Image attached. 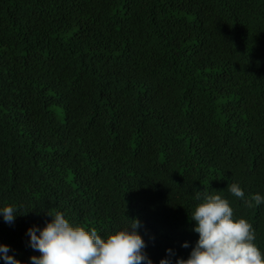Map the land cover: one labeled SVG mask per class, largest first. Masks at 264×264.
Masks as SVG:
<instances>
[{"label": "trees", "instance_id": "obj_1", "mask_svg": "<svg viewBox=\"0 0 264 264\" xmlns=\"http://www.w3.org/2000/svg\"><path fill=\"white\" fill-rule=\"evenodd\" d=\"M232 183L264 196V0H0L9 256H40L28 229L59 211L105 238L138 218L153 264H175L199 238L203 187L264 253V203Z\"/></svg>", "mask_w": 264, "mask_h": 264}, {"label": "clouds", "instance_id": "obj_2", "mask_svg": "<svg viewBox=\"0 0 264 264\" xmlns=\"http://www.w3.org/2000/svg\"><path fill=\"white\" fill-rule=\"evenodd\" d=\"M234 197L244 200L248 208L264 203V196L254 194L245 199V192L238 183L227 186ZM194 198L201 201L191 213L196 222L193 229L199 238L187 259L178 258L175 264H264V253L255 243L253 225L245 218L234 219L233 208L219 191L209 192L194 188ZM18 209L5 206L0 209L4 221L14 222ZM52 219L41 229H28L30 247L40 256H32L31 264H153L144 251L146 243L137 229L138 218L123 229L109 233L106 238L96 229L86 230L73 226L62 212L46 213ZM182 247L187 248L185 242ZM169 256L172 250H167ZM7 245H0L6 264H22L8 255ZM159 264H172L171 259H161Z\"/></svg>", "mask_w": 264, "mask_h": 264}]
</instances>
